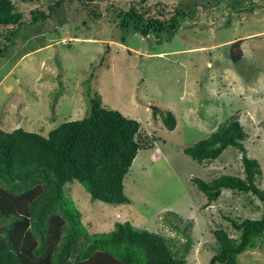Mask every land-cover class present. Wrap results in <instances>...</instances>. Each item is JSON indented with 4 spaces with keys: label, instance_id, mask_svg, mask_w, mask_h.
I'll return each mask as SVG.
<instances>
[{
    "label": "rangeland",
    "instance_id": "obj_1",
    "mask_svg": "<svg viewBox=\"0 0 264 264\" xmlns=\"http://www.w3.org/2000/svg\"><path fill=\"white\" fill-rule=\"evenodd\" d=\"M13 1L26 21L31 11H47L53 4ZM130 6L162 20L175 8L192 15L179 18L170 38L145 37L117 24L113 10ZM5 29L11 27L0 32ZM228 40L235 43H223ZM4 42L0 36V48ZM12 43L0 56L4 130L21 127L47 136L62 122L87 116L94 93L104 107L140 123L144 148L123 179L130 203L91 200L79 182L65 185L90 233L129 221L172 239L176 256L189 235L186 264H208L214 229L238 236L227 217L260 218L264 204L256 196L223 189L208 204L192 182L221 174L243 177L238 149L228 146L217 159L199 163L183 148L237 117L247 134V155L260 164L257 184L264 188V0H63L45 21L20 30ZM165 111L175 116L173 129L164 125ZM237 258L238 264H264V235Z\"/></svg>",
    "mask_w": 264,
    "mask_h": 264
},
{
    "label": "trees",
    "instance_id": "obj_2",
    "mask_svg": "<svg viewBox=\"0 0 264 264\" xmlns=\"http://www.w3.org/2000/svg\"><path fill=\"white\" fill-rule=\"evenodd\" d=\"M35 1L53 4L47 11H31L32 18L26 21L13 0H0V27H11L0 32L5 40L0 56L13 47L20 30L45 21L63 0H24ZM107 9L111 10L109 6ZM175 9L166 20L145 17L136 6L113 13L122 29L135 30L145 37L152 33L170 38L180 26L179 18L192 15ZM89 106L87 116L64 121L47 136L21 127L11 131L0 127V264H186L192 244L189 235L184 251L176 256L172 239L137 228L129 221L115 222L108 232L93 233L82 222L81 211L65 185L77 181L91 200L128 204L131 200L124 193L123 179L138 150L144 148L136 119L104 107L98 93L89 96ZM162 120L167 128L175 127L171 111H165ZM246 139L243 126L233 117L208 137L183 148L184 154L199 163L217 159L228 146L242 153L243 177L221 174L211 181L192 178L208 204L217 200L223 189L250 193L264 204V188L256 181L262 171L258 160L247 155ZM170 215L182 220L173 212ZM227 220L238 236H230L222 227L214 229L215 243L208 264H238L237 256L256 247L264 235V209L257 219ZM174 229L178 227L174 225Z\"/></svg>",
    "mask_w": 264,
    "mask_h": 264
},
{
    "label": "crops",
    "instance_id": "obj_3",
    "mask_svg": "<svg viewBox=\"0 0 264 264\" xmlns=\"http://www.w3.org/2000/svg\"><path fill=\"white\" fill-rule=\"evenodd\" d=\"M250 35H253V34H249V35H246V37H248V36H250ZM223 43H225V44H233V43H235V42H233V40H228V41H225V42H223Z\"/></svg>",
    "mask_w": 264,
    "mask_h": 264
}]
</instances>
